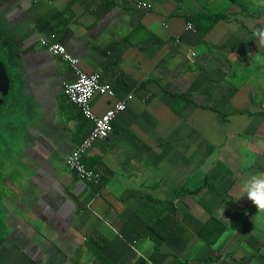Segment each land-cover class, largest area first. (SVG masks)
I'll return each mask as SVG.
<instances>
[{
    "label": "crops",
    "instance_id": "1",
    "mask_svg": "<svg viewBox=\"0 0 264 264\" xmlns=\"http://www.w3.org/2000/svg\"><path fill=\"white\" fill-rule=\"evenodd\" d=\"M145 1L147 11L126 0H0L2 45L19 68L2 52L12 77L2 145L17 149L2 155L0 264H264V219L237 200L244 180L264 174V47L253 36L264 9ZM42 39L115 89V99L93 97L97 115L133 95L83 158L100 184L66 166L93 124L64 94L73 71ZM231 141L251 163L217 160Z\"/></svg>",
    "mask_w": 264,
    "mask_h": 264
},
{
    "label": "built area",
    "instance_id": "2",
    "mask_svg": "<svg viewBox=\"0 0 264 264\" xmlns=\"http://www.w3.org/2000/svg\"><path fill=\"white\" fill-rule=\"evenodd\" d=\"M126 1L134 4L138 10L147 11L150 9L145 0ZM186 30L195 32L193 25L190 23L187 25ZM40 43L51 55L59 57L66 62L73 71L75 81L64 87V94L70 102L80 109L83 117L93 124L88 136L67 157L66 166L84 182L100 184V175L88 169L83 163V158L97 141H106L111 137L114 130V120L127 109V101L132 100L133 95H129L126 101H116L105 114L97 115L91 104L93 97L96 94H100L115 99V89L111 85L102 83L99 75L84 72L81 68L80 60L73 56L62 44L47 39H42ZM193 53L195 54L193 55ZM189 55L191 59H194L197 54L190 51Z\"/></svg>",
    "mask_w": 264,
    "mask_h": 264
},
{
    "label": "rangeland",
    "instance_id": "3",
    "mask_svg": "<svg viewBox=\"0 0 264 264\" xmlns=\"http://www.w3.org/2000/svg\"><path fill=\"white\" fill-rule=\"evenodd\" d=\"M260 3L262 4L263 7L261 6ZM255 4H256V6H255ZM255 4L248 6L247 2L245 0H242V6L247 8L248 11H254V9L257 10V11H260V10H262V8L264 9V0H258ZM263 19H264V16H263ZM256 61H257L256 63H257L258 66H262L264 64V57L261 56L260 54H258L257 57H256ZM261 120H262L261 117L258 118L256 123L261 122ZM262 126L263 125H260V128ZM258 128H259V125L258 126H253L252 129L248 130V137L258 136V133H253V132H256L258 130ZM252 138L253 137L248 138V139H252ZM9 141H10V139L8 140V144H7V142L4 141L5 146H3L2 145V136L0 137V163H2V155L6 154V153H8V152H10L12 150H16L17 149V147H15L14 145L12 146V144H10ZM262 141H264V138L262 139ZM8 145H9L10 148H8ZM247 150H249V149H247ZM238 154H239L238 151L235 152L233 150V142L232 141L231 142H227L226 143V148H224V151H223V158H217V160L221 161L222 163H224L226 165L229 164V165H232V166L233 165L236 166V164H240L241 163V160L247 161L250 158V157H248V158L244 157L243 158L241 156H238ZM245 155H246V151H245ZM256 160H259L257 163L261 164L260 161H262L263 158H253L254 162H256ZM251 161H252V159L250 158L249 162L251 163ZM256 211L261 214V215H259L260 218L264 219V218H262L263 214H264V211H259L258 209Z\"/></svg>",
    "mask_w": 264,
    "mask_h": 264
},
{
    "label": "clouds",
    "instance_id": "4",
    "mask_svg": "<svg viewBox=\"0 0 264 264\" xmlns=\"http://www.w3.org/2000/svg\"><path fill=\"white\" fill-rule=\"evenodd\" d=\"M253 36L257 38L258 44L264 47V28L254 29ZM240 191L242 195L237 200L246 195L259 211H264V174H256L244 180Z\"/></svg>",
    "mask_w": 264,
    "mask_h": 264
},
{
    "label": "water",
    "instance_id": "5",
    "mask_svg": "<svg viewBox=\"0 0 264 264\" xmlns=\"http://www.w3.org/2000/svg\"><path fill=\"white\" fill-rule=\"evenodd\" d=\"M11 46V45H8ZM8 46H3L2 45V52L8 56L12 62L11 63V69L13 71H18L19 68L17 66V63L14 61L15 59V54L12 52V50ZM12 85V77L9 74V69L7 68V65L5 62L2 61V104H4V97L8 96L10 89Z\"/></svg>",
    "mask_w": 264,
    "mask_h": 264
},
{
    "label": "trees",
    "instance_id": "6",
    "mask_svg": "<svg viewBox=\"0 0 264 264\" xmlns=\"http://www.w3.org/2000/svg\"><path fill=\"white\" fill-rule=\"evenodd\" d=\"M232 2L233 3H237V0H232ZM218 18H219V16L215 15L213 17V20H218ZM199 26H200V24H199ZM211 28L212 27H208V29L202 31L201 27H200L198 31H199L200 35L203 36L205 34V32L207 33L208 31H210ZM3 180H4V175L2 173V169L0 168V245H2L6 241V239H7V231H8V226L6 225V223H5L4 219H3V215H2V201H3V193H4L3 192V188H2ZM92 184H94V183H92ZM212 223H215V221H211L209 223V225L212 224Z\"/></svg>",
    "mask_w": 264,
    "mask_h": 264
},
{
    "label": "flooded vegetation",
    "instance_id": "7",
    "mask_svg": "<svg viewBox=\"0 0 264 264\" xmlns=\"http://www.w3.org/2000/svg\"><path fill=\"white\" fill-rule=\"evenodd\" d=\"M2 6L0 5V137L2 136ZM2 169V163H0Z\"/></svg>",
    "mask_w": 264,
    "mask_h": 264
}]
</instances>
